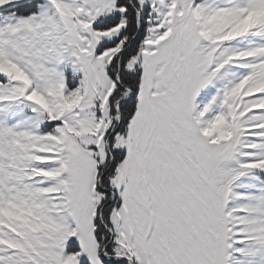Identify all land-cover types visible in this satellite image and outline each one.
<instances>
[{"label": "rangeland", "instance_id": "obj_1", "mask_svg": "<svg viewBox=\"0 0 264 264\" xmlns=\"http://www.w3.org/2000/svg\"><path fill=\"white\" fill-rule=\"evenodd\" d=\"M135 2L147 16L124 65L140 71L135 110L110 143L124 155L107 251L264 264V0ZM125 13L117 0H0V264L106 263L97 179Z\"/></svg>", "mask_w": 264, "mask_h": 264}, {"label": "trees", "instance_id": "obj_2", "mask_svg": "<svg viewBox=\"0 0 264 264\" xmlns=\"http://www.w3.org/2000/svg\"><path fill=\"white\" fill-rule=\"evenodd\" d=\"M117 3L119 6H125L126 7V13H125V18H126V26L125 29L122 32V36L125 37V41L122 45V49H126L124 52L123 50L119 52L114 58L110 66L108 67V74L109 76L113 79L116 73V67H117V62L118 58H120V83L127 87L128 89L131 90L132 95L128 101H125L120 104L119 106V111L121 115L120 119V126L118 133H122L126 129V124L128 123L129 118L131 117L132 113L135 110V103H136V90H137V84H138V79H139V68H136L134 72L128 73L125 71L124 65L126 61L129 59L130 56L134 55L137 50H138V42L141 36L143 35V22L145 21V17L147 16V11L144 10L143 12L140 11V31L138 32L137 36L133 38L134 34L136 33V19H135V14L133 9L130 6V0H117ZM133 7L137 8V4L135 0L131 1ZM12 9H15L18 11V13L26 14L27 13V2L17 4L16 6L12 7ZM110 22H115V20L111 19ZM123 52V53H122ZM122 53V55H121ZM122 95V91L119 88H116V90L112 93L110 97V107L111 111L113 113V103L120 98ZM112 140V139H111ZM110 140V143H111ZM112 155V161L111 165L106 172L105 176L102 179V185L109 189L108 185V177L112 175L114 167L116 163H118L122 158H123V151H111ZM109 162L106 161L104 165L98 166V176L108 167ZM104 197L106 199L110 198V194H104ZM117 205L116 203V198L114 204H107L103 208V221L107 226L108 225V215H109V208L111 205ZM113 207V206H112ZM94 234L95 238L98 242V245L100 248L105 244V242L108 239V236L105 234L104 230L100 227L98 219L95 220V228H94ZM71 247H69L70 249ZM108 253L110 251H107ZM105 264H126L124 261H119V262H106Z\"/></svg>", "mask_w": 264, "mask_h": 264}, {"label": "water", "instance_id": "obj_3", "mask_svg": "<svg viewBox=\"0 0 264 264\" xmlns=\"http://www.w3.org/2000/svg\"><path fill=\"white\" fill-rule=\"evenodd\" d=\"M132 0H130V6L131 8L133 9L134 11V14H135V19H136V33L134 34L133 38H135L140 30V12L138 9H136L135 7H133L132 3H131ZM126 49L123 50V52L125 51ZM122 52V53H123ZM121 53V55H122ZM120 58L121 56L118 58V62H117V67H116V74L114 76V83L115 85L117 86V88H119L121 91H122V95L119 99H117L114 104H113V110L116 114V118H115V121H116V124L114 125V128L107 134V137H106V148H107V152H108V159H109V165L108 167L100 174L99 178H98V181H97V188L105 193V194H110V198L103 204V206L100 208L99 212H98V216H97V219H98V222H99V225L100 227L104 230V232L108 235V240L106 241V243L103 245L102 249H101V257L102 259L105 261V262H118V261H125L127 264H133L132 260L127 258V257H123V256H117V255H112L110 256L106 251L107 249L109 248L110 244H111V241H112V238H113V234H112V230L104 223L103 221V208L105 205L109 204V203H113L114 201V194L107 188H105L103 185H102V179L103 177L105 176L106 172L108 171L110 165H111V154H110V151H109V141L110 139L112 138V136H114L119 128V125H120V119H121V115H120V111H119V105L122 103V102H125L128 98H129V95H128V88H126L125 86H123L121 83H120V72H121V68H120Z\"/></svg>", "mask_w": 264, "mask_h": 264}]
</instances>
